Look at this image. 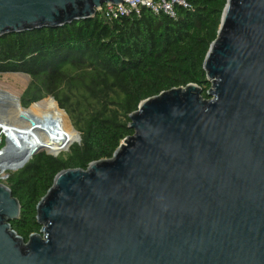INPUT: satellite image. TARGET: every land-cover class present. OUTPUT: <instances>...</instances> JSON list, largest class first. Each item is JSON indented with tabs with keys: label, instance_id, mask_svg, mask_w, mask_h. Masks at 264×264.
Returning a JSON list of instances; mask_svg holds the SVG:
<instances>
[{
	"label": "water",
	"instance_id": "obj_1",
	"mask_svg": "<svg viewBox=\"0 0 264 264\" xmlns=\"http://www.w3.org/2000/svg\"><path fill=\"white\" fill-rule=\"evenodd\" d=\"M122 2L0 0V37ZM202 67L207 98L195 83L145 98L110 158L59 171L26 241L0 182V264H264V0H226ZM7 148L16 170L40 147Z\"/></svg>",
	"mask_w": 264,
	"mask_h": 264
},
{
	"label": "trees",
	"instance_id": "obj_2",
	"mask_svg": "<svg viewBox=\"0 0 264 264\" xmlns=\"http://www.w3.org/2000/svg\"><path fill=\"white\" fill-rule=\"evenodd\" d=\"M185 1L190 6L177 5L173 17L144 7L139 15L116 19L97 11L91 19L0 37V73L29 76L20 108L46 96L54 99L48 98L59 112L63 142L53 152L77 140V132L80 137L66 152L54 156L40 150L6 172L2 182L20 203L10 225L25 241L40 231L36 204L54 176L110 158L121 140L133 134L129 114L141 100L188 83L197 84L207 98L210 82L202 63L226 0Z\"/></svg>",
	"mask_w": 264,
	"mask_h": 264
},
{
	"label": "bare ground",
	"instance_id": "obj_3",
	"mask_svg": "<svg viewBox=\"0 0 264 264\" xmlns=\"http://www.w3.org/2000/svg\"><path fill=\"white\" fill-rule=\"evenodd\" d=\"M14 111L10 115L9 120L0 119V130L8 134V144L17 148V150L22 151L21 153H26L33 147H43L48 150L55 148L62 136L63 130L61 131L53 123L46 121L37 112L34 111V107L20 108L17 99H14ZM25 115L29 120L20 118V115ZM18 120L20 125H15V121ZM17 163L12 161L11 163L0 161V173L6 170V167H11Z\"/></svg>",
	"mask_w": 264,
	"mask_h": 264
},
{
	"label": "rangeland",
	"instance_id": "obj_4",
	"mask_svg": "<svg viewBox=\"0 0 264 264\" xmlns=\"http://www.w3.org/2000/svg\"><path fill=\"white\" fill-rule=\"evenodd\" d=\"M28 82H29V76L22 72H2L0 73V119L1 120L10 119V115L14 111L13 101L14 99H17V100L19 99L20 94L22 93L23 89L26 87ZM48 98L50 97L46 96L43 98V100L41 99L38 102L29 105L28 107L33 106L35 112H37L46 121H49L53 123L54 125H56V127L61 131V127H60L59 120H58L59 112L57 108L48 100ZM66 117H68V115ZM68 119L69 117L67 118V121ZM14 123L17 126L20 125L18 120H16ZM8 139H11V137H8V134L0 130V149L6 144L9 147L6 149L5 154L3 155V158H10L14 155L12 151V146L8 144L9 143ZM62 142H63V139L61 136L60 141L55 148L48 150L46 148L41 147L37 151L44 150L52 155L55 154L57 156L58 154H61L62 152H66L69 146L74 143V142H71L68 146L59 150L58 152H53L60 147ZM7 171L9 170L6 169L5 171L0 173V182H2V180L5 178L4 176L6 175ZM10 171H14V170H10Z\"/></svg>",
	"mask_w": 264,
	"mask_h": 264
},
{
	"label": "built area",
	"instance_id": "obj_5",
	"mask_svg": "<svg viewBox=\"0 0 264 264\" xmlns=\"http://www.w3.org/2000/svg\"><path fill=\"white\" fill-rule=\"evenodd\" d=\"M188 8L190 5L185 0H123L121 4H103L97 11H101L106 19H116L121 16L139 15L141 8H147L155 14L160 12L175 16L176 6Z\"/></svg>",
	"mask_w": 264,
	"mask_h": 264
}]
</instances>
